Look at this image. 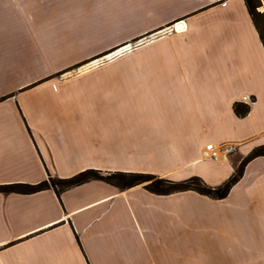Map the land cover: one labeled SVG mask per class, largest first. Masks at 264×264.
<instances>
[{
	"label": "crops",
	"instance_id": "obj_1",
	"mask_svg": "<svg viewBox=\"0 0 264 264\" xmlns=\"http://www.w3.org/2000/svg\"><path fill=\"white\" fill-rule=\"evenodd\" d=\"M139 40L97 68L71 71ZM236 101L250 104L248 115L235 113ZM209 143L235 149L207 159ZM261 144L264 44L245 0H0V184L88 168L169 175L186 167L218 184ZM184 192L186 201H204ZM205 201L229 203L224 218L242 224L243 232L211 233L228 246L218 253H246L250 226L259 230L264 218V156L246 165L226 198ZM149 204H160L162 215L145 231L133 227L134 241H152L136 250L108 216ZM165 204L170 195L101 180L60 196L52 188L0 193V248L51 239L56 254L84 264H203L197 250L156 248L168 239L166 222L171 233ZM52 248L40 249L50 255Z\"/></svg>",
	"mask_w": 264,
	"mask_h": 264
},
{
	"label": "rangeland",
	"instance_id": "obj_2",
	"mask_svg": "<svg viewBox=\"0 0 264 264\" xmlns=\"http://www.w3.org/2000/svg\"><path fill=\"white\" fill-rule=\"evenodd\" d=\"M151 37H153V35H151L150 37H146L145 40L151 39ZM138 43H140V40L135 41L134 43H130L132 47L130 48V50L126 52L131 51L132 48L135 47ZM116 50H113L112 52L107 53L101 56L100 58L104 59L105 56L109 54L111 55ZM122 54L124 53H119V54L117 53V55L114 54V57L112 56V58L104 59L102 63H98L96 65H93L92 67L87 68L88 69L87 71L93 68H97L103 63H107L115 58H118ZM95 60H92L90 62H85L82 65H75L71 71L73 73L81 72L83 71L82 69L84 67L90 65ZM207 159H212V158H207ZM157 163H162V162H157ZM190 172L191 171L186 167V168L174 169L173 171H171L169 175H158V174L156 175L161 177H168L174 180H183L190 176H193V175H189ZM225 181L218 184H211L207 181L206 182L212 186H219L223 184ZM13 183L37 184L31 182H13ZM7 184H11V183H7ZM0 185H4V184H0ZM0 193H13V192H0ZM197 194L201 196V198H203L204 201H196L195 203V201L192 200L193 198L187 201L185 198H180L186 196L185 192H177L170 194L171 204H165L169 210L164 211L163 213L167 216L165 217L166 220L169 219V217L171 218L169 224L171 233L169 234L166 233L168 230V225L166 222V224H164L165 226L164 233L166 234L165 239L167 237L168 239L164 241L163 246L159 242H157L158 245L156 248L158 250L161 249L165 250V248L169 246H176V247H181V249L186 248L188 252H191L189 250H197L196 251L198 252L197 254H202L201 258L203 260V264H264V218L262 219L260 225L261 227L259 228V230L255 228L256 231H254V227L250 226L249 248L246 253L239 255H233V254L227 255V254L218 253L219 250L225 251L226 248H228V246L226 245V241L212 239L211 233L217 230V228L222 229L223 231H227L228 229L231 230L234 229L235 231L243 232L242 224L237 222L235 224H232L233 222H229L228 218H224V216H226L227 214L226 213L227 207L223 204H229V203H211L210 201H205V200L213 201L217 199L207 195H202L198 192ZM217 204H221L223 206ZM230 204H232V207H235V201H232ZM158 205L160 204H149L144 210H142L141 208L133 209L131 207L130 210L123 211L124 213L121 214L119 219H117L118 211H116L113 212L111 215H109L108 219H113L116 222L117 227L123 226L125 230V232L123 233L124 237L126 238L125 241L128 242L129 246L131 244L130 246L131 248L133 247L136 250L137 249L142 250L143 248H148L147 250H149L151 247L149 245H151L152 242L151 240L148 239L150 238V235L146 234V237H148L147 239L149 240L148 244L144 243L141 236H138V240L135 239V241L137 242L136 243L134 241L133 235H135V233L138 232V230L133 229V227L135 228L137 224L140 225L141 227H145L144 228L145 231L146 228L158 224V221L156 222L157 215L158 214L162 215V213L159 212ZM144 211L146 215L142 213ZM167 213H169V215ZM146 216H148V218H146ZM223 218H224L223 220L224 222L222 223L220 221H222ZM227 222H229V224ZM127 225L132 228V232H131L132 234L127 233V230L125 229ZM97 227L98 225L95 228ZM251 231L253 232L251 233ZM255 232L256 233L258 232V234H256ZM253 235H255L256 237H253ZM143 237L144 239H146L144 235ZM19 242L20 241L12 242L10 245H16ZM49 242L53 244L51 254L50 255L42 254L43 251L40 248H44L45 245L49 244ZM6 248L7 246L4 248H0V264H84L80 262V260L77 258L72 259V257L69 258V256H59L58 254H56L59 251L58 250L59 248L57 244L56 243L54 244V242L51 239L49 241L46 240V242H43L41 244L38 242H33L31 243V245L27 244L23 247L21 246L10 250ZM229 248L232 247L229 246ZM234 248L239 249V247H234ZM83 251L85 252L84 248ZM53 253L54 256H52ZM64 260H69V261L68 263H64L63 262ZM151 262L152 260L149 259L148 261L145 262V264H150ZM191 263L192 262H190L188 258L184 260L183 264H191ZM156 264L158 263L156 262Z\"/></svg>",
	"mask_w": 264,
	"mask_h": 264
},
{
	"label": "trees",
	"instance_id": "obj_3",
	"mask_svg": "<svg viewBox=\"0 0 264 264\" xmlns=\"http://www.w3.org/2000/svg\"><path fill=\"white\" fill-rule=\"evenodd\" d=\"M251 17L259 31L264 44V11L260 8L264 5V0H245ZM250 104L236 101L234 111L239 117H245L250 112ZM264 156V144L258 145L242 160L234 173L221 185L212 186L201 176L193 175L183 180H174L168 177H161L154 173L143 171H107L88 168L77 174L61 178L53 176L50 172L48 177L37 184L11 183L0 185V192L35 193L45 189H54L58 196L61 192L86 183L91 180H101L121 189H127L136 185H143L148 191L159 195H170L177 192L196 191L202 195H207L216 199L226 198L231 188L244 175L246 165L256 157Z\"/></svg>",
	"mask_w": 264,
	"mask_h": 264
},
{
	"label": "built area",
	"instance_id": "obj_4",
	"mask_svg": "<svg viewBox=\"0 0 264 264\" xmlns=\"http://www.w3.org/2000/svg\"><path fill=\"white\" fill-rule=\"evenodd\" d=\"M223 4H224V5L227 4V1H223ZM127 46H130V48L132 47L131 44H127V45H125V46H123V47L117 49V50H116L114 53H112V54H116V55H117V53L119 54V51H120L121 49L126 48ZM124 51H126V50H124ZM124 51H122V52H124ZM122 52H120V53H122ZM248 99H250V101H252L251 98H248ZM234 149H235V148H234V146H232V145H231V146H226V148L221 149L220 147H217L215 144H213V143H209V144L207 145L205 151H204V157H205V158H213V159H214V158H218V157H220V154H221L222 152L230 153V152H232Z\"/></svg>",
	"mask_w": 264,
	"mask_h": 264
},
{
	"label": "bare ground",
	"instance_id": "obj_5",
	"mask_svg": "<svg viewBox=\"0 0 264 264\" xmlns=\"http://www.w3.org/2000/svg\"><path fill=\"white\" fill-rule=\"evenodd\" d=\"M183 28H184V23H182V22H181V25H180V23H179V24H177V26H176V29H177V30H181V29H183ZM124 50H126V51L130 50V46H127L126 48L121 49V50L119 51V53L122 52V51H124ZM126 51H124V52H122V53H127ZM115 55H116V54H115ZM112 56L114 57V54H111V55L109 54V55L105 56L104 59H106V58H112ZM104 59H102V60H100V59L95 60V61H93L92 64L86 66L84 69H87V68H89V67H92L93 65H96V64H98V63H101V62H103ZM87 70H88V69H87Z\"/></svg>",
	"mask_w": 264,
	"mask_h": 264
},
{
	"label": "water",
	"instance_id": "obj_6",
	"mask_svg": "<svg viewBox=\"0 0 264 264\" xmlns=\"http://www.w3.org/2000/svg\"><path fill=\"white\" fill-rule=\"evenodd\" d=\"M180 25H181V23H180Z\"/></svg>",
	"mask_w": 264,
	"mask_h": 264
}]
</instances>
